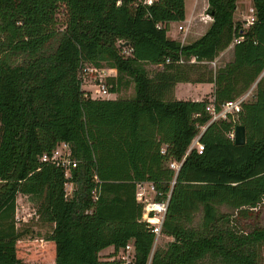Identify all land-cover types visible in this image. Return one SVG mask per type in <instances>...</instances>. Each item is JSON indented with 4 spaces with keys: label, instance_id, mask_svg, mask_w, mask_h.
Returning a JSON list of instances; mask_svg holds the SVG:
<instances>
[{
    "label": "trees",
    "instance_id": "1",
    "mask_svg": "<svg viewBox=\"0 0 264 264\" xmlns=\"http://www.w3.org/2000/svg\"><path fill=\"white\" fill-rule=\"evenodd\" d=\"M250 1L253 20L244 27L233 18L236 0H206L211 22L200 36L180 43L166 30L169 21L184 18L183 0H0V264H118L115 254L129 240L132 264L203 258L259 264L264 0ZM60 3L67 13L61 28ZM238 36L229 61L213 72L194 69ZM192 55L195 61L188 62ZM80 61L115 68L106 76L111 92L127 75L133 96H84ZM146 63L160 67L149 75ZM179 81L212 82L211 99L174 98ZM253 82L251 99L241 102L234 119L206 123L209 102L218 109ZM205 123L201 151L185 153ZM237 123L244 127L241 144L227 135ZM59 141L76 160L67 177L60 166L38 159ZM182 155L174 171L168 162ZM138 181H150L156 199L167 196L160 232L171 239L164 247L152 249L154 235L135 198ZM65 182L72 185L68 196ZM16 192L32 199L38 218L52 224L43 237L19 238ZM108 245L112 250L99 257ZM40 247L44 261L27 259Z\"/></svg>",
    "mask_w": 264,
    "mask_h": 264
},
{
    "label": "rangeland",
    "instance_id": "2",
    "mask_svg": "<svg viewBox=\"0 0 264 264\" xmlns=\"http://www.w3.org/2000/svg\"><path fill=\"white\" fill-rule=\"evenodd\" d=\"M185 4V10L188 17L191 15L193 22L196 23V20L199 19L200 21H203L202 17H205L208 19L210 18V14L206 12L205 9H203L204 0L198 1V6L195 8L193 7L192 0H184ZM237 7L234 9V15L237 17L238 20L242 19V17H246L251 15V1L250 0H237L236 3ZM66 9L65 6L60 3L57 12H56V26L61 28L64 25L65 19H66ZM243 21H245L243 19ZM176 23L178 21H174L173 23H170V27H167L168 35L174 36L176 40H178L180 43H186L191 40V38H194L198 34H200L201 28L200 26H196L197 30H192L191 26L185 25V28L181 26L178 28L176 26ZM194 23V24H195ZM183 24H187L186 22H183ZM176 26V27H175ZM192 41V40H191ZM214 60V59H213ZM212 62H205L204 65H197L194 66V69L200 72L207 73L213 72L216 67H218V63L216 61ZM198 64V63H196ZM104 67V66H103ZM144 67L149 75H151L157 67L154 64L146 63L144 64ZM110 69L108 74L115 75L116 70L115 68H108ZM194 73H192L193 75ZM195 76V75H194ZM193 76V77H194ZM179 84V96L181 99H200L202 97L209 98V94L211 92V82L210 81H181ZM252 84V83H251ZM250 84V85H251ZM85 87H89L87 83L84 85ZM177 87V88H178ZM90 89H94V86H90ZM254 91V89L252 90ZM134 94V88H133V82L130 78H128L127 75L122 76V84L119 86L117 91L111 92L108 91L104 96L100 98H116V97H132ZM251 97H249L247 100H250ZM71 187L72 185L67 182L64 185L65 191L67 193V196L71 193ZM145 191L149 190L148 186L145 187ZM149 195L152 196V192L149 190ZM224 210V208H222ZM260 214L258 216L257 222L258 223H264V204L259 208ZM254 220V219H253ZM13 221L14 226L16 230L20 233L19 238L20 239H39L46 235L52 227V224L43 222L38 218L37 212H36V203L30 199L26 194L21 192L15 193V205H14V213H13ZM171 237L167 236L163 233H160L158 237L155 240V243H153L152 249L156 247H164L165 243L170 240ZM43 248L34 249L29 254L26 255L27 259L30 261L40 262L44 261L43 257L41 256ZM110 252V251H109ZM107 252H100L99 257H105ZM41 259V260H40ZM120 261L117 263L119 264ZM264 262V250L260 248V260L259 264H262ZM193 264H213L209 262L207 258H203L196 263ZM219 264V263H216Z\"/></svg>",
    "mask_w": 264,
    "mask_h": 264
},
{
    "label": "built area",
    "instance_id": "3",
    "mask_svg": "<svg viewBox=\"0 0 264 264\" xmlns=\"http://www.w3.org/2000/svg\"><path fill=\"white\" fill-rule=\"evenodd\" d=\"M252 11V8H251ZM244 25H248L253 20L252 14L244 19ZM243 25V26H244ZM181 25H178L180 28ZM240 39V36L234 37L232 42H236ZM129 48H125L124 52L127 53ZM168 61V58L165 59ZM183 59L178 58L177 62H182ZM195 61V56L192 55L188 58V62ZM212 62V61H210ZM110 69L104 67H97L87 61H80L77 68V77L80 81V87L83 90V95L90 98H100L108 92V84L106 81V76ZM87 83L89 87H83ZM90 86H94V89H90ZM251 95V91L246 89L240 95L227 99L223 101L218 109H215L213 105L209 102L206 105L207 111L209 112V118L206 123L214 119H234L236 113L239 111L240 104L242 101L247 100ZM203 124L200 126L198 132L191 138L187 149L188 152L190 148H194L197 152H200L202 149V143L199 141V135L203 130ZM227 135L232 138L233 130L229 131ZM163 152V148L160 149ZM184 155L181 156L179 160H170L168 166L173 168L176 171L183 159ZM38 159L43 162H50L54 165H58L63 169V174L65 177L69 176V170L76 165V160L70 158L69 156V146L65 141H59L55 144L50 154L41 153L38 156ZM67 183V182H65ZM64 183V185H65ZM148 186V189L152 192V196L149 195V190L145 191V187ZM65 189V188H64ZM159 193L154 188L153 184L150 181H138L136 182L135 198L142 204L141 210V219L147 221L150 224V230L154 235L153 243H155L156 238L161 233L160 224L163 219V215L166 209L167 196L163 199H156L155 194ZM115 257L120 260V264H132L133 260V246L132 242L129 240L127 243L119 248L115 254Z\"/></svg>",
    "mask_w": 264,
    "mask_h": 264
},
{
    "label": "crops",
    "instance_id": "4",
    "mask_svg": "<svg viewBox=\"0 0 264 264\" xmlns=\"http://www.w3.org/2000/svg\"><path fill=\"white\" fill-rule=\"evenodd\" d=\"M198 1L199 0H192V3H193V9H194V11L193 12H195V8L198 6ZM183 3H184V0H183ZM236 3H237V0H236ZM206 0H204V4H203V9H205V7H206ZM237 7V5H235V8ZM252 8V7H251ZM235 11V10H234ZM250 14H252V12L250 13ZM208 15H209V13H208ZM250 16V15H249ZM249 16H246V17H242V19H240L239 21H242L243 19H246V18H248ZM192 15L190 16V17H188L187 16V14H186V10H185V4H184V18L182 19V20H173V21H169L168 22V25H167V27H170V23H173L174 21H178V23H176V26H178V25H181V26H183V28H185V25H188V26H191V28H192V30H197V28H196V26L198 27V26H200V28H201V33L200 34H198L197 36H195L194 38H191V40H193V39H195V38H197L198 36H200L205 30H206V28H207V26L209 25V23L211 22V17L209 18L208 17V19H206L205 17H202L203 18V21H200L199 19H197L196 20V23L195 22H193V21H191L192 20ZM233 18L235 19V20H238L237 19V17L234 15V12H233ZM183 22H186L187 24H183ZM195 23V24H194ZM196 25V26H195ZM243 25H244V22H243ZM175 26V27H176ZM244 27H245V25H244ZM168 30H169V28L166 30V35L168 36V37H171V38H175L174 36H169L168 35ZM190 40V41H191ZM232 45H233V42H230L225 48H223L222 50H220L218 53H217V55L214 57V60L213 61H216L217 63H218V66H222L225 62H227V61H229L231 58H232ZM181 81H179V82H176L175 84H174V86H173V91H172V96L174 97V98H177V99H181L180 98V96H179V84L178 83H180ZM84 87V86H83ZM178 87V88H177ZM211 87H212V82H211ZM255 88V82H253L248 88H247V90L249 89L250 91H251V95H250V97L252 96V94H253V92L254 91H252L253 89ZM211 91H212V88H211ZM209 98L208 99H211V92H210V94H209V96H208ZM112 250V246L111 245H108V246H106V247H104V248H102L98 253L100 254V252H109V251H111Z\"/></svg>",
    "mask_w": 264,
    "mask_h": 264
},
{
    "label": "water",
    "instance_id": "5",
    "mask_svg": "<svg viewBox=\"0 0 264 264\" xmlns=\"http://www.w3.org/2000/svg\"><path fill=\"white\" fill-rule=\"evenodd\" d=\"M126 44V42L123 43V45ZM232 141L234 144H241L244 142V127L242 124H235L233 126V136Z\"/></svg>",
    "mask_w": 264,
    "mask_h": 264
}]
</instances>
